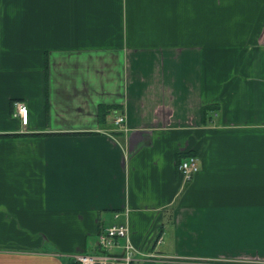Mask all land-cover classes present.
<instances>
[{"label": "crops", "instance_id": "crops-1", "mask_svg": "<svg viewBox=\"0 0 264 264\" xmlns=\"http://www.w3.org/2000/svg\"><path fill=\"white\" fill-rule=\"evenodd\" d=\"M113 225L153 264H264V0H0V264Z\"/></svg>", "mask_w": 264, "mask_h": 264}, {"label": "built area", "instance_id": "built-area-1", "mask_svg": "<svg viewBox=\"0 0 264 264\" xmlns=\"http://www.w3.org/2000/svg\"><path fill=\"white\" fill-rule=\"evenodd\" d=\"M16 113L22 123L27 125L28 108L21 102L14 104ZM124 117L119 116L115 119L116 125H121ZM180 172L185 182L190 181L199 171L198 159L189 156L180 164ZM99 254L76 253L72 255V264H153L168 261L167 257L152 252H143L131 241L130 228L127 225H113L99 236Z\"/></svg>", "mask_w": 264, "mask_h": 264}, {"label": "trees", "instance_id": "trees-1", "mask_svg": "<svg viewBox=\"0 0 264 264\" xmlns=\"http://www.w3.org/2000/svg\"><path fill=\"white\" fill-rule=\"evenodd\" d=\"M111 110H112V107H103V106L100 107V115H101V117L104 118L107 115H109V113L111 112ZM204 112H205V109H204Z\"/></svg>", "mask_w": 264, "mask_h": 264}]
</instances>
